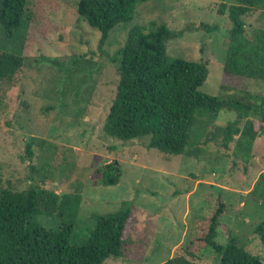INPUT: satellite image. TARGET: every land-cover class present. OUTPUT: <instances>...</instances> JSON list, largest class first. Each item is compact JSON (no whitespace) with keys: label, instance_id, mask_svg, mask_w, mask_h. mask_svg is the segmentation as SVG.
Returning <instances> with one entry per match:
<instances>
[{"label":"rangeland","instance_id":"374dc122","mask_svg":"<svg viewBox=\"0 0 264 264\" xmlns=\"http://www.w3.org/2000/svg\"><path fill=\"white\" fill-rule=\"evenodd\" d=\"M76 1L27 0L23 27L9 40L0 29V49L24 63L16 87L0 84V188L43 186L60 194L73 193L81 183L77 219L68 238L72 245L87 238L95 217L130 201L132 223L123 254L103 264H162L183 255L195 223L214 208L216 186L227 204L220 221L239 244L264 261V249L253 234L259 220L253 216L256 207L248 198L241 206L238 194L250 184L245 182L249 175L264 171V124L257 116L251 120L260 135L245 172L241 162L222 157L223 150L210 145L197 159L168 156L147 149L144 140L122 144L101 129L118 78L112 58L124 43L127 27L151 20L177 34L165 43L167 56L207 65L201 93L223 99L264 97L261 82L222 72L230 24L217 8L234 0H146L127 27L112 29L102 51L97 50L98 31L76 14ZM243 21L246 32L264 25L259 11H250ZM204 26L214 30L209 33ZM234 118L233 111L221 110L213 124ZM29 137L42 140L44 147L33 148L28 164L24 143ZM111 161L120 167L119 181L101 186L97 171ZM36 220L45 228L57 225L42 216ZM215 242L223 245L226 238L217 231ZM193 261L217 264L209 249Z\"/></svg>","mask_w":264,"mask_h":264},{"label":"trees","instance_id":"16d2710c","mask_svg":"<svg viewBox=\"0 0 264 264\" xmlns=\"http://www.w3.org/2000/svg\"><path fill=\"white\" fill-rule=\"evenodd\" d=\"M145 1L77 0L75 12L88 27L98 31L97 50L102 51L112 29L118 25L127 27L136 8ZM26 4L27 0H0V29L6 39L23 27ZM263 8L264 0L219 4L217 14L226 13L230 24L222 64L225 75L264 84V25L246 32L243 21L250 11H259V17H264ZM204 28L209 33L214 30ZM176 37L163 23L153 20L127 27L124 43L112 58L118 78L102 133L122 144L144 140L147 149L168 156L197 159L210 145L223 150L222 157L241 162L245 172L254 141L260 135L251 116H257L264 124V97L223 99L201 93L207 65L167 56L165 43ZM23 65V58L0 49V84L9 89L16 87ZM221 110L233 111L235 118L214 125ZM34 147L41 150L44 142L33 137L25 141L28 164ZM30 170L37 171L33 166ZM97 172L101 186L116 185L121 175L114 161ZM81 188V183H77L73 193L60 194L43 186L20 191L0 188V264H103L109 258H120L131 229L130 201L123 202L116 212L95 217L84 241L69 243ZM212 188L216 192L214 208L195 223L183 255L162 264H197L193 260L199 259L206 249L213 253L217 264H264L239 244L220 221L227 213V204L222 189ZM246 197L258 211L253 214L259 217L253 234L264 249V171L258 174ZM38 216L53 219L57 225L45 228L36 220ZM217 231L226 238L225 244L215 242Z\"/></svg>","mask_w":264,"mask_h":264},{"label":"crops","instance_id":"0c3cea01","mask_svg":"<svg viewBox=\"0 0 264 264\" xmlns=\"http://www.w3.org/2000/svg\"><path fill=\"white\" fill-rule=\"evenodd\" d=\"M260 172H262V171H260ZM258 174L257 175L256 174L249 175V178L247 180H245V182H250V184L249 185L247 184L248 186L246 185L247 188L244 191H242V192L238 191V194L243 197V201L241 202V206H243L244 203L246 204L245 198H247L246 196L249 193V191L251 190L254 182L256 181ZM255 242H257L256 239H255ZM254 245H258V244H254ZM249 253H251V252L249 251ZM252 255H254V254H252Z\"/></svg>","mask_w":264,"mask_h":264}]
</instances>
